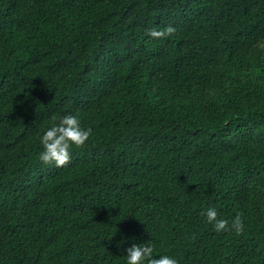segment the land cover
I'll return each mask as SVG.
<instances>
[{"label": "trees", "instance_id": "16d2710c", "mask_svg": "<svg viewBox=\"0 0 264 264\" xmlns=\"http://www.w3.org/2000/svg\"><path fill=\"white\" fill-rule=\"evenodd\" d=\"M67 114L92 135L44 164ZM144 242L264 264V0H0V264H127Z\"/></svg>", "mask_w": 264, "mask_h": 264}, {"label": "clouds", "instance_id": "9594fccd", "mask_svg": "<svg viewBox=\"0 0 264 264\" xmlns=\"http://www.w3.org/2000/svg\"><path fill=\"white\" fill-rule=\"evenodd\" d=\"M148 34L156 39L166 38L176 32L172 25L157 30L147 29ZM52 125L48 127L40 137L43 151L39 154V160L44 164L55 163L56 167H64L71 161L70 149L73 145L77 148L83 147L92 135V128H82L77 115L67 114L59 118L51 117ZM201 215L206 216L209 224H212L216 232L235 231L241 234L244 230L242 216L238 213L231 221L225 218H218V212L214 207L207 208ZM127 264H179V262L169 256H154V246L150 242L143 244H132L126 250Z\"/></svg>", "mask_w": 264, "mask_h": 264}]
</instances>
